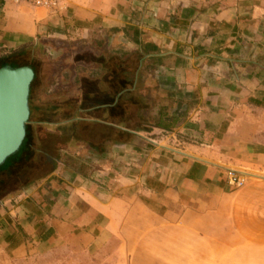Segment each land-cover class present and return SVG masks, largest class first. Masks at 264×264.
Wrapping results in <instances>:
<instances>
[{
    "label": "crops",
    "instance_id": "obj_1",
    "mask_svg": "<svg viewBox=\"0 0 264 264\" xmlns=\"http://www.w3.org/2000/svg\"><path fill=\"white\" fill-rule=\"evenodd\" d=\"M32 10L0 9V65H32L38 36L90 55L71 76L84 102L61 78L30 88L25 152L0 168V264H264V0ZM67 124L104 130L77 142L92 165L15 168Z\"/></svg>",
    "mask_w": 264,
    "mask_h": 264
},
{
    "label": "rangeland",
    "instance_id": "obj_2",
    "mask_svg": "<svg viewBox=\"0 0 264 264\" xmlns=\"http://www.w3.org/2000/svg\"><path fill=\"white\" fill-rule=\"evenodd\" d=\"M2 6L3 3L2 1H0V9L2 8ZM17 9L19 10V13L21 15L31 14V12L33 11L31 8L27 6H18ZM39 12H45V11L39 10ZM38 39L39 36L35 41L37 42L36 46L31 47L28 53L25 54L27 58H22V60H20L19 63L25 64L30 61L32 64L31 66L35 68L37 73L38 74L41 73L42 75H45L48 81L53 84H56L57 82H61V80L58 81V79L61 78L63 80V83H66L65 85H69L68 87H72L73 95H70L69 97H71V99H74L75 102H77V100L81 99V96H79L75 91L77 90L76 83L78 81L71 82V76L73 70L85 69V64L84 63L80 64L78 60H81V58L84 59V61L86 59L88 60L90 53L88 52V50L83 49L82 47L79 46L74 49L76 44L73 43L71 44L67 41L61 42L62 40L57 41L55 44L52 42L51 48L48 47L47 49L50 52H47L46 50L43 51V46L41 45V42H39ZM76 95H78L79 97L78 99L76 98L77 97ZM81 100H83L84 102V99ZM92 130H94V133H96V135L98 136L102 135V133L104 132V130L100 127L98 128H86L82 126L70 127L68 124L50 126L43 129H39L36 133V137L38 138L39 141L33 144L32 150H38L42 146L43 151L44 149H49V151L51 152L56 151V154L51 155V157L60 160L63 159L62 165H64L65 167H63L59 163L55 164L53 160L47 161L44 164V161H42V159L38 160L37 164L31 165L30 167V164L27 162V157H23L19 161L18 166L15 168H18L19 169L18 171H20V173L23 175L26 174L33 175L34 173L42 174L44 172L50 171L53 168L55 169L59 168L60 170L63 171L67 170V167L75 168V169L76 168L82 169L83 167L84 169L85 165L93 164L91 162L92 157L91 155H89L92 152L88 149V147L84 143H77V142H79L80 140H85L86 136L89 133L93 134ZM46 135H48V137H46ZM32 153L33 154H31V158L35 157L34 152ZM16 157H18V154H14L13 156L9 157L7 161L8 162L13 161ZM36 158L39 159L38 157ZM5 163L2 164L0 168L4 167L6 165ZM95 168L97 167H95L94 165V169Z\"/></svg>",
    "mask_w": 264,
    "mask_h": 264
},
{
    "label": "water",
    "instance_id": "obj_3",
    "mask_svg": "<svg viewBox=\"0 0 264 264\" xmlns=\"http://www.w3.org/2000/svg\"><path fill=\"white\" fill-rule=\"evenodd\" d=\"M33 79L29 66L0 68V166L19 151L25 138Z\"/></svg>",
    "mask_w": 264,
    "mask_h": 264
},
{
    "label": "built area",
    "instance_id": "obj_4",
    "mask_svg": "<svg viewBox=\"0 0 264 264\" xmlns=\"http://www.w3.org/2000/svg\"><path fill=\"white\" fill-rule=\"evenodd\" d=\"M3 6L6 4L18 7L27 6L31 9H41L48 13H60L65 10V0H3ZM229 185L240 188L244 185V180L234 174L228 177Z\"/></svg>",
    "mask_w": 264,
    "mask_h": 264
},
{
    "label": "trees",
    "instance_id": "obj_5",
    "mask_svg": "<svg viewBox=\"0 0 264 264\" xmlns=\"http://www.w3.org/2000/svg\"><path fill=\"white\" fill-rule=\"evenodd\" d=\"M5 65H0V68L1 67H4ZM29 67H31L32 68V70H33V72H34V79H33V81H32V83H31V85H30V88H31V86L33 85V83H34V81L36 80V78H37V71L35 70V68L33 67V66H31V65H29ZM46 137H48V135H46ZM27 139H28V130H27V128H26V134H25V138H24V140H23V142H22V144H21V147H20V149H19V151L16 153V154H18V157H16L14 160H18V158L21 156V154L23 153V152H25L24 151V147H25V145H26V143H27ZM39 140H38V138L36 137V142H38ZM44 143V142H43ZM37 144H39V143H37ZM41 145H43V144H41ZM40 145V146H41ZM61 149V148H60ZM42 150V151H41ZM32 152H34V155H35V157H33V158H31V155H30V157L27 159V162L30 164V167H31V165H35V164H37V161L38 160H40V159H42V161H44V164H45V162H47V161H50V160H53L54 162H55V164H57V163H59V160L60 159H55V158H52L51 157V155H53V154H56V151L55 152H51V151H49V149H44V151H43V147L41 146V148H39L38 150H33ZM42 152V153H41ZM33 154V153H32ZM36 157H38L39 159H37ZM43 164V165H44ZM55 170V168H53V169H51L50 171H48V172H44V173H42V174H33V175H31L30 176V180L32 181V180H35V181H38V180H40L41 178H43V177H45V176H47L48 174H50L51 172H53Z\"/></svg>",
    "mask_w": 264,
    "mask_h": 264
}]
</instances>
